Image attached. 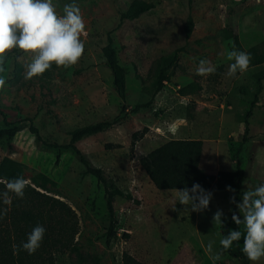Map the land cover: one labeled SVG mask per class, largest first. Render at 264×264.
I'll return each mask as SVG.
<instances>
[{"label":"rangeland","instance_id":"obj_1","mask_svg":"<svg viewBox=\"0 0 264 264\" xmlns=\"http://www.w3.org/2000/svg\"><path fill=\"white\" fill-rule=\"evenodd\" d=\"M132 1L75 0L85 24L84 53L67 69L56 67L49 76L28 80L25 73L32 56L12 50L6 54L0 64L4 80L0 129L17 126L19 131L0 142V165L4 158L15 161L29 185L74 211L75 248L55 253L54 264H121L123 252L142 264H172L176 253L182 256L185 240L202 256L200 237L214 253L212 258L220 256L213 259L216 264H241L221 253L219 237L213 232L227 220L223 228L228 225L244 232L243 224L229 219L234 205L230 197L236 194L217 191L211 200L222 202V207L210 200L203 212L184 210L177 201L178 192L156 189L140 161L173 138L191 136L203 143L202 169L215 173L240 167L243 193L264 184V0H142L153 4V9L130 20L124 16ZM53 3L62 15L63 6L73 0ZM189 17L193 30L187 38ZM108 36L116 44L118 63L125 71L124 100L114 89L102 53ZM251 48L263 61L242 75L229 77L228 67L234 61L227 59L228 52L247 53ZM176 50L178 60L156 92V63ZM201 60L209 61L215 72L197 75ZM99 123L109 126L75 146L91 166L102 170L113 188L130 198L114 199L117 235L109 246L105 243L110 216L104 187L85 172L72 150L62 148L72 131ZM144 128L145 136L131 150V135ZM40 176L49 179L44 187ZM218 209L223 212L221 223L213 221ZM236 215L243 220L239 210ZM239 243L243 245V236Z\"/></svg>","mask_w":264,"mask_h":264},{"label":"trees","instance_id":"obj_2","mask_svg":"<svg viewBox=\"0 0 264 264\" xmlns=\"http://www.w3.org/2000/svg\"><path fill=\"white\" fill-rule=\"evenodd\" d=\"M153 7L151 3L133 0L124 17L130 20L137 19ZM192 30L193 21L189 17L186 23L187 38L191 35ZM19 52H21L19 49L12 50L13 54ZM102 53L112 74L114 89L119 98L124 100L126 89L125 71L118 63L116 44L110 36L107 38V44L102 49ZM247 53L251 56L249 67L259 65L263 61V58L258 57L255 53V48L249 49ZM177 60L178 51L176 50L169 56L161 57L156 63V92L161 90L163 84L168 80V71L175 66ZM55 69L56 66L53 64L43 75L49 76ZM253 105L252 103L251 107ZM138 109V106L134 108V110ZM246 116L247 118L251 116V109ZM244 123L246 126L248 125L247 120ZM108 126L109 124L99 123L77 128L71 132L69 143L62 146L63 150H72L79 158L80 163L84 165L85 172L94 177L104 187L106 206L110 216V224L105 235L107 246L117 235L115 232L116 222L113 219L114 199L116 196L130 198L129 196L125 197L119 189L113 188L110 182L104 178L102 170L91 166L81 155L75 144L84 138L102 133ZM18 131L17 126L1 128L0 142L12 139ZM31 132L35 133L32 128ZM146 132L147 128H144L141 132H135L131 135V150L145 136ZM202 146L203 143L200 140H170L148 153L140 162L150 183L158 190L177 191V189L185 187L191 188L193 184H199L205 191H229L228 188L230 187L234 189L236 202L240 203L243 196L241 186L244 181V171L239 167L233 172L218 171L215 175L206 173L199 166ZM49 147L58 148L57 146ZM0 173L3 177L0 179V193L6 191L8 181L22 177L16 162L9 158L2 160ZM40 177L43 181L42 186L49 182V179L45 176ZM9 195L12 196L10 204L6 205L0 201V264H54L55 253L74 250L77 221L74 211L67 204L58 198L38 191L31 185L25 188L22 199L17 198L12 193H9ZM5 209L6 211H3ZM238 210L235 206L232 215L236 214ZM38 224L42 225L46 231L41 246L34 254L30 255L20 248V245L27 240L28 234ZM230 230L228 225L223 228V238ZM242 248L243 245L239 241H234L226 251L221 246V253L240 260L241 264H251ZM78 259L82 261L86 258L78 256ZM121 264L142 263L127 252H123Z\"/></svg>","mask_w":264,"mask_h":264},{"label":"clouds","instance_id":"obj_3","mask_svg":"<svg viewBox=\"0 0 264 264\" xmlns=\"http://www.w3.org/2000/svg\"><path fill=\"white\" fill-rule=\"evenodd\" d=\"M85 34V24L80 8L73 0L71 4L63 6V14L59 15L53 0H0V64L4 62L6 54L13 49H19L23 54L32 56L27 64L25 79L42 76L53 64L65 69L76 65L84 53V43L81 36ZM227 59L234 61L228 67L227 75L235 77L237 73L247 72L251 56L246 52L232 50ZM215 72L210 62L201 60L197 68V75L206 76ZM4 80L0 79V87ZM30 180L23 177L6 183V191L0 193V201L8 205L14 194L23 198L25 188ZM234 192V189L228 188ZM177 201L192 212H203L208 209L212 194L206 192L199 184L191 188L177 189ZM230 203L236 204L243 214L241 220L236 214L232 220L237 225H244V232L230 230L220 240V245L226 251L234 241L243 236L242 251L253 264L264 258V184L243 193L242 200L237 203L235 196L230 197ZM3 211H6L3 210ZM222 210H217L213 221L221 223ZM46 229L36 225L22 242L20 248L30 255L41 246ZM15 247V246H14ZM211 251L212 244L208 245ZM215 260L220 256L216 255Z\"/></svg>","mask_w":264,"mask_h":264},{"label":"crops","instance_id":"obj_4","mask_svg":"<svg viewBox=\"0 0 264 264\" xmlns=\"http://www.w3.org/2000/svg\"><path fill=\"white\" fill-rule=\"evenodd\" d=\"M251 68L252 67H249L248 70L251 69ZM178 132L181 133V130H178ZM172 140H199V139L194 138V137H191V136H179V137L173 138ZM203 170H205L206 173H208L210 175H215L217 173V172H215V173L214 172H211L209 168L208 169H203ZM206 192H210L212 195H214V193L217 192V191L207 190ZM211 202L214 203L215 201L214 200H211ZM216 203H217V201H216ZM216 203H214V204H216ZM220 203H222V202H220ZM220 203H217V204H218V206H221L222 207V204H220ZM234 207H235V204L232 205V209ZM230 215H231V217H229V219L232 218V210H231ZM229 221L230 220H227V222L225 221L224 223L222 221V223L219 224L218 227L213 228V232L215 233L216 236L219 237L218 238L219 240L223 239V236H222L223 224H228ZM196 224H198V223H196ZM211 225H214V224L211 223ZM194 231H197V230L195 229ZM193 235H194L193 237H196L197 234H194V232H193ZM185 241L187 242V244H186V247L183 249L182 256L180 255V253H176L174 255V259L172 260V262H173L172 264H204L206 261H208L209 264H216L215 261H213L214 257L212 258V256H214V253H210L208 251L207 246L203 243V239L201 237H200L201 243L199 242L198 243V246H201L202 256H201V253L195 254L194 251H193V249H192V247L190 245H188V240H185ZM131 256L135 258L134 255H131ZM186 257L188 258V260L185 259ZM200 257L205 258L206 261L203 260ZM135 259L137 261H139L137 258H135ZM261 260L264 261V258H261ZM235 264H240V263L238 261H236ZM251 264H253L252 261H251ZM256 264H258V263L256 262Z\"/></svg>","mask_w":264,"mask_h":264}]
</instances>
